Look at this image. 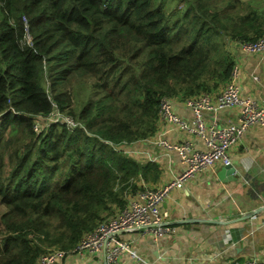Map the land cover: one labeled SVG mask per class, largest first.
<instances>
[{"label":"trees","instance_id":"obj_1","mask_svg":"<svg viewBox=\"0 0 264 264\" xmlns=\"http://www.w3.org/2000/svg\"><path fill=\"white\" fill-rule=\"evenodd\" d=\"M173 1L0 0V264L71 251L123 208L154 164L112 145L153 137L162 98L218 91L230 45L264 36L256 0ZM56 109L79 126L44 124Z\"/></svg>","mask_w":264,"mask_h":264},{"label":"crops","instance_id":"obj_2","mask_svg":"<svg viewBox=\"0 0 264 264\" xmlns=\"http://www.w3.org/2000/svg\"><path fill=\"white\" fill-rule=\"evenodd\" d=\"M230 51L237 66L234 79L240 96L263 103L264 57L245 52L239 45H230ZM174 109L187 121L193 117L180 97L174 99ZM239 114L240 108L232 107L216 115L222 123L232 124L238 121ZM211 116L206 114L205 119ZM159 130L164 133L162 138L172 143L189 140L197 149H205L201 137L171 124H161ZM156 137L131 144L134 153L130 156L142 165L154 164L146 169L145 179L139 177L135 181L137 187L140 184L160 187L185 169L178 152L154 143L152 139ZM230 154L236 179H220L218 172L224 165L216 163L214 169L199 171L187 178L182 187H175L166 195L161 207L169 211L174 226L172 235L155 238L141 230L125 233V238L139 253L154 264H234L253 258L264 260V124H252ZM228 234L230 240L226 241ZM59 264L103 262L96 255L70 254L60 258ZM122 264L135 263L124 256Z\"/></svg>","mask_w":264,"mask_h":264},{"label":"built area","instance_id":"obj_3","mask_svg":"<svg viewBox=\"0 0 264 264\" xmlns=\"http://www.w3.org/2000/svg\"><path fill=\"white\" fill-rule=\"evenodd\" d=\"M26 37L28 41H31L29 34ZM231 45H239L245 52L264 57V36L254 41L235 42ZM236 73L237 66L234 67L231 79L216 94L204 92L184 100L185 105L193 114L190 121L181 118L175 112L174 99L176 98H162L160 124H171L179 130L201 137L205 145V149H197L194 142L189 140L172 143L168 139L162 138L164 133L158 130L155 134L156 139H152L153 142L167 150L177 151L185 165V169L178 177L160 187L146 185L142 187L140 184L136 189L130 190L133 195L129 199L127 198L126 205L99 222L93 230L87 232L75 249L71 251L50 249L38 258L36 264H56L58 258H64L70 254L96 255L99 256L103 264H122L124 256L130 257L135 264H154L139 253L132 242L119 235L136 230L150 233L155 238L172 235L174 226L169 211L163 210L161 207L166 195L173 188L182 187L187 178L203 169L208 167L214 169L216 163L231 164L230 150L243 133L252 124H264V102L259 104L251 98L240 96L239 87L234 79ZM232 107L240 108L238 121L232 124L222 123L216 114L222 109ZM206 114L210 116L212 114L209 120L205 119ZM53 121H63L70 129L76 127L61 118L57 120L51 115L45 122ZM38 127L39 124L36 125V129ZM131 144L133 143L125 142L112 146L127 155H132L134 150L131 148ZM230 236V234L227 235L226 241L230 240ZM234 264H264V260L253 258L243 263Z\"/></svg>","mask_w":264,"mask_h":264},{"label":"rangeland","instance_id":"obj_4","mask_svg":"<svg viewBox=\"0 0 264 264\" xmlns=\"http://www.w3.org/2000/svg\"><path fill=\"white\" fill-rule=\"evenodd\" d=\"M241 1H245V3H247L249 0H241ZM256 1H258V3L257 4H255V5H263L264 4V0H256ZM181 2H183V1H179V0H176V1H173V2H171L170 4H169V7H171V9H173V8H175V7H177V6H179V7H183L184 5H183V3H181ZM178 3H180L179 5H178ZM181 9V8H180ZM74 86H75V88H74V90L73 89H71V87H70V89H71V92H74V91H77V93H74L73 94V98H72V101H71V106L72 107H76V106H80V105H82V104H84V102L86 101V99L88 98V94H87V92H86V88L84 87V86H82V85H80V87L79 86H77V84L76 83H74ZM65 88V87H64ZM67 88V87H66ZM51 116H54L57 120L58 119H63L64 121H66V122H68V123H71L72 125H73V127H75V126H79L78 125V121H76L74 118H72L71 116H69V115H63L62 113H60L59 112V110L58 109H56L53 113H52V115ZM47 119H45L44 120V124L46 123L45 121H46ZM41 121H43V119L41 118ZM75 122V123H74ZM47 124V123H46ZM160 125L161 124H159V127H160ZM71 130H74L73 128H71ZM5 210V206L0 202V215L3 213V211ZM112 215V214H111ZM125 233H122V234H120L119 236L121 237V238H123V239H126L125 238ZM60 259V258H59ZM59 259L57 260V263L56 264H59Z\"/></svg>","mask_w":264,"mask_h":264},{"label":"water","instance_id":"obj_5","mask_svg":"<svg viewBox=\"0 0 264 264\" xmlns=\"http://www.w3.org/2000/svg\"><path fill=\"white\" fill-rule=\"evenodd\" d=\"M236 173V168L233 166V164L224 165L220 171L218 172V177L222 180H230V179H236V175L233 176V174Z\"/></svg>","mask_w":264,"mask_h":264}]
</instances>
